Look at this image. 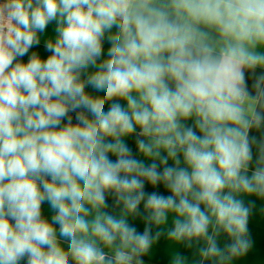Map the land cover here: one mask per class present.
I'll return each instance as SVG.
<instances>
[{
  "label": "clouds",
  "instance_id": "obj_1",
  "mask_svg": "<svg viewBox=\"0 0 264 264\" xmlns=\"http://www.w3.org/2000/svg\"><path fill=\"white\" fill-rule=\"evenodd\" d=\"M262 129L264 0H3L0 264H241Z\"/></svg>",
  "mask_w": 264,
  "mask_h": 264
},
{
  "label": "crops",
  "instance_id": "obj_2",
  "mask_svg": "<svg viewBox=\"0 0 264 264\" xmlns=\"http://www.w3.org/2000/svg\"><path fill=\"white\" fill-rule=\"evenodd\" d=\"M0 2H3V0H0ZM53 27H54L53 25H50L48 31L51 32ZM107 46L108 45L105 44V48H107ZM39 51L42 55L44 56L47 55V53L43 52L42 46L40 47ZM24 59L26 60L27 57H25ZM260 74H261V70L257 69L256 76ZM254 80H255V76L249 75L248 84L250 90ZM88 91L91 92L92 90L89 88ZM262 131H264V129H262ZM250 135L256 136L257 140L261 138V132L253 131L250 133ZM129 145L135 151L134 137L129 140ZM253 151H254V159H255V149ZM148 190L151 191L153 189L149 186ZM160 190L165 191L162 187ZM165 194L168 193L165 191ZM108 203L109 205H112L113 203L111 196L108 197ZM245 203L246 205L251 206L253 208L248 224L250 238L253 241V248L244 258V260L241 261V264H264V201H261L255 196H252L248 198L245 201ZM43 209H44V215L46 216L49 215L46 204L43 206ZM107 210L109 212L118 211V209L114 207H109ZM130 222L136 224V226L140 231L143 230L144 225L140 217ZM155 231H157V229L154 227L153 233H155ZM224 241L225 243H230V241L227 240V237H224ZM174 250L178 251L182 257H186L187 260L190 262V264L197 257V248L195 246L192 248H188L184 244L175 245L169 242L165 236H161L160 240L155 245L152 253L150 254L151 258H149L148 256L144 257V262L146 264H169L170 253L173 252Z\"/></svg>",
  "mask_w": 264,
  "mask_h": 264
},
{
  "label": "trees",
  "instance_id": "obj_3",
  "mask_svg": "<svg viewBox=\"0 0 264 264\" xmlns=\"http://www.w3.org/2000/svg\"><path fill=\"white\" fill-rule=\"evenodd\" d=\"M146 264V263H145Z\"/></svg>",
  "mask_w": 264,
  "mask_h": 264
}]
</instances>
